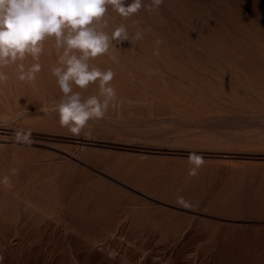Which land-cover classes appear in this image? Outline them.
Listing matches in <instances>:
<instances>
[{
    "label": "rangeland",
    "instance_id": "rangeland-1",
    "mask_svg": "<svg viewBox=\"0 0 264 264\" xmlns=\"http://www.w3.org/2000/svg\"><path fill=\"white\" fill-rule=\"evenodd\" d=\"M106 19L152 30L90 61L116 73L117 100L79 137L54 110V39L34 82L3 69L0 264H264V0Z\"/></svg>",
    "mask_w": 264,
    "mask_h": 264
},
{
    "label": "clouds",
    "instance_id": "clouds-1",
    "mask_svg": "<svg viewBox=\"0 0 264 264\" xmlns=\"http://www.w3.org/2000/svg\"><path fill=\"white\" fill-rule=\"evenodd\" d=\"M163 2L151 0L145 5L144 0L130 3L128 0H0V85L9 80L3 69L12 64L16 65L18 80L34 82L42 70L39 60L44 42L54 39L57 61L50 71L62 93L54 110L60 125L73 137H79L90 120L102 119L117 100V91L111 83L116 73L111 68L102 70L90 61L108 54L125 41L132 44L133 40H142L143 33L152 30L148 26L131 38L124 24L110 33L105 31L109 7L127 19L145 7L149 12H158ZM162 43L163 40L156 41L157 45ZM159 54V47L154 48L153 55ZM28 57L34 61L30 65L25 64ZM92 85H96L98 91L87 97L74 91L75 87L88 89ZM30 136V132L16 133L17 140L24 142H28ZM187 159L194 165L190 174L195 175L196 169L204 164V158L192 152ZM178 199L184 203L183 197Z\"/></svg>",
    "mask_w": 264,
    "mask_h": 264
}]
</instances>
